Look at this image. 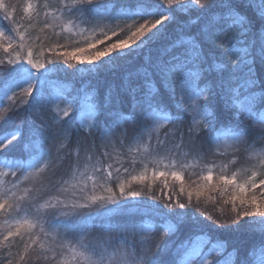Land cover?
<instances>
[{
    "label": "snow or ice",
    "instance_id": "1",
    "mask_svg": "<svg viewBox=\"0 0 264 264\" xmlns=\"http://www.w3.org/2000/svg\"><path fill=\"white\" fill-rule=\"evenodd\" d=\"M18 7L0 0L10 41L9 58L0 59V178H12L0 179V211L7 207L11 217L25 207L14 191L21 181L34 182L25 190L33 204L50 191L67 195H48V218L25 215L15 231L9 227L3 241L19 236L24 244L16 264H264V0H60L52 15L67 18L62 32L100 29L107 37L119 30L125 38L97 49L103 41L86 36V46L48 57L43 45L35 54L31 47L26 55L9 52L16 28L2 21L15 22ZM38 7L29 0L22 11ZM48 15L45 28L52 27ZM85 62L90 77L107 73L112 82L66 88ZM145 137L155 155L145 152L156 163L169 160L165 167L176 168L181 154L227 161L206 165L200 177L211 181L220 167L219 215L215 203L213 211H202L199 199L193 205L191 192L186 202L144 199L119 181L120 167L113 175L107 150L92 154L97 140L122 150ZM241 163L247 175L236 183L235 172L231 179L224 173ZM168 174L182 179L177 171L153 172ZM116 181L119 195L109 186ZM69 184L83 194L69 193ZM11 247L6 264H13Z\"/></svg>",
    "mask_w": 264,
    "mask_h": 264
},
{
    "label": "rangeland",
    "instance_id": "2",
    "mask_svg": "<svg viewBox=\"0 0 264 264\" xmlns=\"http://www.w3.org/2000/svg\"><path fill=\"white\" fill-rule=\"evenodd\" d=\"M30 2L34 5V7L36 5H39L36 11H22V9L26 7L29 3V0H3V3L5 4L19 5L17 11L15 12V22H10L7 20L2 21L3 25L16 28V32L12 34L13 36H15V39L11 40L12 47L9 48V52L12 53L13 56L15 55L14 50L21 51L22 55H26L29 47L32 48L35 54L36 52H38L41 45L44 46L45 57L54 56L59 52L72 51L73 47L77 44L81 47L86 46V36L92 37L95 40L103 41L102 43L96 44L97 49H103L104 47H107L112 43H117L120 39L125 38V33L120 32L119 30H117V34L115 36H113L111 32H109L107 37H104L99 34L100 29H97L95 33H85L84 36L77 34L79 31L78 29L74 30L71 34L62 32L61 25L65 23V20L67 18L65 17L63 19H55L52 15L55 9L59 7L60 0H30ZM46 2L49 5V7L47 8L44 7ZM46 12L49 13L47 21L52 25L51 28H45L44 26ZM2 16L3 13L0 12V17ZM56 16H59V13H56ZM115 23L116 22L113 21L112 24L109 25V27H114ZM41 29L44 30L41 31ZM107 30V28L104 29V31ZM0 33H2L0 34V59L6 60L9 58V56L7 53H5L4 49L8 47V44L10 42L9 33L5 32L2 26H0ZM20 33H24L25 35V48L23 50L18 49ZM51 35L60 38V42L63 44L50 43L49 40ZM46 44L48 45V47L46 46ZM60 45L62 46V49H60ZM49 46L54 48L55 51H51ZM77 67L81 69V72L78 73L77 76L82 75L84 73L85 75H89L90 65H88L86 62L82 65L77 64ZM106 80L107 81L100 83H97L92 80L86 81L84 83H91L94 87L103 88L105 87L106 83H110L109 79ZM65 87L68 88V86L66 85ZM68 89L71 88L69 87ZM23 118V113H20L19 116L16 118V122L19 123L21 120H23ZM97 144H100L98 140ZM129 147H131V151H129ZM154 148V142L151 144L148 143L147 138L145 137V139L141 142L126 143L125 147L122 150L119 148L118 145L114 146L110 144L107 146L106 149L102 145H97V148L93 150L92 154L94 157H98L101 151L107 150L111 154V159L105 158V164L111 163L113 165V175H116L115 168L120 167L121 174L119 176V181H123L125 183L126 190L130 188L131 190L141 191L142 193H144V199H148V197L154 196L157 198L158 203L163 204L167 203V201L169 200L168 197H171V200L175 199L179 200L180 202H186L188 198V193L191 192L193 205H195L196 201L199 199L200 208L202 211L205 210L207 205H213L214 203L217 205L216 211H219V206L220 204H222L220 189L223 187L222 182L219 180L220 167L212 168L213 178L211 181H204L200 177L208 174L207 168L205 167L206 165L211 166L212 163L215 162V164L219 166L226 163V160L211 156H207L205 159L201 160L191 155L185 156L181 154L175 158V163L177 164L176 168L165 167L169 164V160L164 159L161 160L159 163H156L153 161V158L149 157L147 152H145V149H147L148 152H153ZM153 155H155L154 152ZM160 155H166V150H161ZM157 159H159V157H157ZM81 163H84L83 159L81 160ZM124 167H127L129 169V172L127 174L123 173ZM247 167L248 165L244 163H241L237 166L229 165L224 174L227 175L229 179H231L233 172H235V182L243 183L247 175L244 169ZM106 171L107 169L105 168V174ZM154 171H164L167 173H170L171 171H177L180 173L182 179H176L170 174L166 176L154 177ZM89 174L91 173L89 172ZM130 174L136 177L144 175L145 179L143 181L139 179L132 180V176H130ZM0 179L9 181L12 178L2 177ZM119 181L113 182L111 185H109L113 187L117 195H119V188L117 187V183ZM193 181H195V183ZM99 182L100 181L98 180V183ZM33 183L34 182L32 180L21 181L19 183V186L14 189L16 198H25L24 201H22V204H24L25 207L22 208L18 214L16 212H13L11 217H9L7 207L4 211H0V241H3V237L7 235L10 226H12L13 231H15V224L17 220L22 219L25 215H27L28 219H34L36 216H39L41 218H48L50 214L54 211V209L48 208L46 206L48 195H59L61 199H64L67 195L62 192L50 191L48 195H43L38 201L33 204L31 203V194H27L25 192L26 189H29L33 186ZM45 184H47L46 180ZM87 185L89 189L88 194H91L90 189L92 187V181L88 180ZM5 186L8 187L10 185L6 183ZM67 187L69 193L75 191L77 195L83 194L77 190L72 189L70 184ZM227 187L229 193L234 190L231 185ZM181 188H183V192H181ZM197 192L200 193L199 196H197ZM257 192H259V188L257 189ZM96 194L99 195L104 193L102 189L98 188ZM227 196L228 194L226 193L224 195V198H227ZM67 202L71 203L72 201L69 199L67 200ZM237 204H239V201H237ZM28 205L31 206L29 207ZM228 207L230 208V205ZM23 231L24 229L22 228L21 232ZM33 231L38 232L39 225L36 229H33ZM48 232V238L51 239L55 233L53 230L50 229H48ZM10 243L14 245V247H11V251L13 253V264H16V261L18 260L17 250L19 248L22 249L19 254H22L24 251V244L21 242L19 236L9 237L8 241H3V243H0V260H4V264H6V253L9 250Z\"/></svg>",
    "mask_w": 264,
    "mask_h": 264
},
{
    "label": "trees",
    "instance_id": "3",
    "mask_svg": "<svg viewBox=\"0 0 264 264\" xmlns=\"http://www.w3.org/2000/svg\"><path fill=\"white\" fill-rule=\"evenodd\" d=\"M60 41H61L60 38H58V37H56L54 35H51L50 40H49L50 43H56V44L61 43ZM49 42H45V43H49ZM69 43H72V42H69ZM61 44H63V43H61ZM46 46L48 47L47 44H46ZM60 49H62V46L61 45H60ZM68 71H72V69H69ZM77 75H76V77H68L67 78V81L65 82V85L68 86V88L69 87L72 88L73 86L79 87L80 84H81V81L86 82V81L92 80V81H95L97 83H100V82L107 81L106 79H109L110 82H112V77H110L107 73H103L100 76H96V77H90L88 74L85 75V73L82 74V75H79V76H77ZM128 128H129V134H131L132 133V127L131 126H128ZM97 145L99 146L100 144H97ZM130 176H132V174H130ZM173 201H175V199L174 200H168L167 203H170V202H173ZM216 207H217V205H216ZM216 209L217 208H215V212H216L217 215H219V211L218 210L216 211ZM205 210L213 211L214 210L213 209V205H207V207L205 208ZM20 251H22L21 248H19L17 250L18 253Z\"/></svg>",
    "mask_w": 264,
    "mask_h": 264
}]
</instances>
